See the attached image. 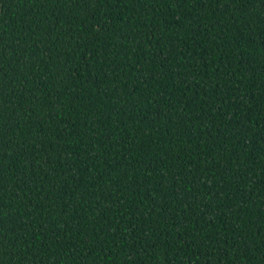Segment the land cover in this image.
<instances>
[{
  "label": "trees",
  "instance_id": "trees-1",
  "mask_svg": "<svg viewBox=\"0 0 264 264\" xmlns=\"http://www.w3.org/2000/svg\"><path fill=\"white\" fill-rule=\"evenodd\" d=\"M0 264H264V0H0Z\"/></svg>",
  "mask_w": 264,
  "mask_h": 264
}]
</instances>
